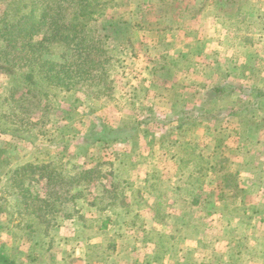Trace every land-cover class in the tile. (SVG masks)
<instances>
[{
	"label": "rangeland",
	"instance_id": "1",
	"mask_svg": "<svg viewBox=\"0 0 264 264\" xmlns=\"http://www.w3.org/2000/svg\"><path fill=\"white\" fill-rule=\"evenodd\" d=\"M103 2L101 14L89 21L88 26L104 47L97 55L102 54L107 60L103 69L109 86L105 84L106 91L95 95L92 92L99 89L98 85L94 84L89 90L84 83L78 85V91L71 96L53 98L52 109L39 125L43 133L34 129L30 135L25 134L18 139L1 136L6 138L0 143L4 147L0 153V164L3 163L0 165V202H7L6 211H0L3 221L10 217L11 211L20 207L17 204L19 197L10 196L6 188L8 173L5 172L10 168L27 161L52 162L56 169L72 177L80 168L93 169L91 178H83L82 172L81 184L51 187L50 198L56 199V211L50 214L55 218L50 227V248L47 244L41 245L42 239L50 237L44 236L45 232L41 237L28 238L21 233L15 238L11 228H0V249L17 264H136V259L154 261L156 257H159L156 259L158 262L164 258L174 260L177 251L172 247L178 241L187 237L195 239L202 234L205 223L196 214L197 204L190 203L196 193L179 189H173L171 193L169 179L159 168L163 165L159 148L152 150L151 144L160 138L155 135L158 127H167L164 135L168 138L175 137L178 132L176 126L170 127V118L178 110L169 108L170 101L165 99L166 95L175 102L185 100L190 108L194 106L193 98L200 100L199 105L205 102L203 100L206 99L202 98L206 90H212L215 95L219 94L215 88L224 90L221 98L214 99L213 108L212 104L207 108L212 112L211 116L218 114L219 118L209 127L211 131L205 126L207 134L193 130V139L176 147L177 152L185 154L184 160L186 157L191 160L187 165L181 161L178 181L175 182H193L196 189H201L207 178L204 172L194 169L198 170L197 167L203 165L207 167L204 171H209L215 165L213 170L217 183L224 184V177L232 174L233 178L228 176L231 183L226 190L239 193L235 185L236 173L231 171L234 165H229L228 153L221 149L226 127L221 120L225 113L222 107L226 104H233L238 110L230 112L235 123L241 117L253 123L246 130L247 144L252 150H259V154L247 155V164L264 162V44H258L264 41V11L261 12L264 0ZM184 22L191 28L188 37L198 31L200 36L210 38L206 43L201 40L193 45L188 43L183 50L191 52L193 48V57L187 59L184 56V61H187L182 62L195 67L193 77L179 72L170 77L166 76L168 72H162V80L169 77L171 83L179 84L172 85L168 91L165 87L170 88V85L153 83L148 67L153 61L155 68H160L168 55L181 51L182 46L176 45L173 38L176 33H181L175 26H184ZM160 35L162 38L169 36L167 43L156 41ZM60 48H56L59 53ZM73 50L69 48L64 57L71 63L77 59L72 56ZM54 58L60 59L58 55ZM182 63H175V66L181 67ZM6 83L7 77L1 76L0 90ZM186 90L193 95L189 97ZM177 92L187 95L186 98H180L181 94ZM254 100L258 107L245 109L244 106ZM111 127L122 128L126 132L117 135L116 139H98L96 131L110 130ZM234 128L237 130L239 127L234 125ZM202 133L204 136H200ZM212 136L218 138L215 142L221 145H216L213 152L211 144L204 145L214 142ZM197 137L202 139V143L195 140ZM227 144L233 148L236 143L227 140ZM232 160L237 167L243 157L235 155ZM149 167L153 169L150 173L146 171ZM33 188L45 193L38 182L33 183ZM243 192L252 199L246 193L248 190ZM14 218L13 224H17ZM102 221L112 222L103 229ZM39 238L41 242L38 243L36 240ZM159 241L163 243L158 244ZM145 243L147 249L143 252Z\"/></svg>",
	"mask_w": 264,
	"mask_h": 264
},
{
	"label": "trees",
	"instance_id": "2",
	"mask_svg": "<svg viewBox=\"0 0 264 264\" xmlns=\"http://www.w3.org/2000/svg\"><path fill=\"white\" fill-rule=\"evenodd\" d=\"M103 1L0 0V78L7 77L6 85L0 90V143L6 141L1 136L18 139L30 135L34 129L43 133L39 125L52 109L53 98L71 96L78 91V85L84 83L88 90L94 84L98 85L99 89L92 92L95 95L106 91L107 73L103 69L107 60L102 54L97 55L104 47L88 26L89 21L101 14ZM58 46L62 47L60 53L56 50ZM69 48L74 49L72 56L77 58L72 63L64 58ZM57 55L61 60L54 58ZM215 91L223 92L221 88ZM125 132V129L111 127L110 130L99 129L96 135L100 140H108ZM3 150L0 146V153ZM190 160L186 157L184 163L187 165ZM197 169L194 170L203 172L207 167L199 165ZM82 172L83 178L93 177V169L82 168L74 177L67 176L52 162L27 161L10 168L5 172L8 173L6 188L10 196L19 197L17 204L20 207L11 211L5 221L0 219V228H11L15 238L21 233L28 238L41 237L42 232L46 233L44 236L50 235L55 220L50 214L56 211V199L50 198L51 187L81 184ZM228 176L233 178L232 174ZM228 176L223 180L226 185L231 183ZM34 182L40 184L44 194L34 190ZM5 204L7 202H0V211H6ZM105 207L108 208V204ZM14 217L17 224H13ZM110 222L102 221L101 227L107 229ZM51 239V235L48 240L42 239L41 245L47 244L50 248ZM40 240L36 241L39 243ZM0 262L17 264L1 249Z\"/></svg>",
	"mask_w": 264,
	"mask_h": 264
},
{
	"label": "crops",
	"instance_id": "3",
	"mask_svg": "<svg viewBox=\"0 0 264 264\" xmlns=\"http://www.w3.org/2000/svg\"><path fill=\"white\" fill-rule=\"evenodd\" d=\"M262 11H264V6L261 8V12ZM185 23L186 22L183 24ZM187 24L188 23L184 26L177 24L178 26H175L177 28L179 27L181 33H176L173 40L176 45L182 46L181 51L171 54L170 56L168 55L165 62L160 65V68H155V65L152 63L153 61L148 67V73H150L149 77H152L151 80H153V83L170 85V88L165 87L168 91L171 90L172 85L175 87L179 84L171 83V80L168 79L169 77L162 80V72H168L166 76L170 77L173 76L175 72H179L187 77H193L196 73L194 70L195 67L192 64L182 63L187 61H184V56L188 57L187 59L193 57V48L190 49L191 52H184L183 50L188 43L193 45L199 40L205 43L207 41L209 42L210 37L200 36L198 31L193 32L194 34H191L188 37L191 28H188ZM168 35L163 36V38L160 35L161 37L158 36V38L155 39L159 43L164 44L169 40ZM258 44H264V41H262V43L258 42ZM258 44H256V47H258ZM255 51V56H257L258 50L256 49ZM155 60L156 59H154V61ZM244 60L246 59L244 58ZM175 63L178 65H181L182 63V66L176 67ZM165 72L164 74H166ZM188 90H186L187 95L191 97L193 93ZM151 91L152 90H150V93L155 95V92ZM159 93L157 92V95H159ZM177 94L180 95L181 93L179 94V92H177ZM215 94L216 93L212 90H206V97L204 96V98H202V100L206 99L203 100L205 102H202L204 104L201 103L202 105H199L200 100L193 98L192 102L194 103V106L192 105L190 108L185 100L178 98L179 102H175V100L168 99L169 95H166L167 97L165 99L170 101L169 108H177L178 110L176 113H173L170 118V127L176 126L178 132L176 131L175 137L168 138L164 135V129L167 127H158V131L155 135L160 138L151 144L153 147L152 150L156 151L158 149L155 147L159 148V158L162 159L160 161L163 165L157 167L162 168V173L168 177L169 191L172 193L173 189H179L191 194L192 192L196 193V196L193 197L190 203L193 205L197 204L195 211L199 219L205 223V229H203L202 234L198 238L190 239L187 237L182 241H178L179 243L176 246H171L177 251V258L174 260L164 258L163 261L158 262L156 259L154 261H148L142 258L141 260L136 259V264H264V162H259L258 164L253 165L247 164L248 161L245 160L247 155L259 154V150H252L249 143L247 144L248 133L246 130L248 129V126H251L253 123L252 121L249 123L245 117L239 118V120H237L238 123H235L236 120L230 117V112L231 114L232 112H238L233 104H226L222 107L225 113L222 115L221 120L223 125L226 124V127L224 128L225 131L223 132V146L218 142H215L219 139L214 138V136L211 138L214 142L209 141L204 143V145L211 144L213 146L211 151L213 152L217 147L216 145L219 144L222 147L221 149H223L222 152L226 154L228 153L227 156L230 158L229 165H234V170L231 171H235L234 173H236L237 181L235 185L239 190V193L234 194V191L227 192L230 187L229 185H226L225 183L223 184L222 182L218 184L215 170H213V168H210L209 171L203 170L207 179L201 189H196V184L193 182L183 184L175 182L178 181L176 178L180 173L179 164L181 161L184 162L185 157V154L175 150L176 147L193 139V137H191L193 130H200V132H203V126H205L207 130L211 131L209 127L213 125L214 121L219 120L218 114L211 116L212 112H208L207 109L210 104H212L211 106L213 108V103L215 102L214 99L221 98L223 96L222 94H224V90L222 93H219L220 95ZM182 96L185 95L181 94L180 98H182ZM187 101L191 103L189 99ZM197 103L198 105L196 106ZM244 103L245 102H243V104ZM258 105V102L254 100L247 103L244 107L245 109L249 106L250 108H257ZM196 111H198V113H196ZM234 125H237L239 128L236 130ZM204 133L207 134L206 131H204ZM200 136H204V134L202 133ZM256 138L262 142L261 138H258V136H256ZM195 140H199L202 143V139L199 137ZM227 140H234V144L236 143L234 145L235 147L232 148L231 145L227 144ZM165 141H169V143H165ZM235 155H238L240 158L243 157V160L237 164V167L236 163H233L232 160V157ZM152 170L153 169L150 167L146 169L148 173ZM172 180H175V183L172 182ZM233 189H235V187H233ZM246 190L249 191L246 193H249L252 196V199L243 195V191ZM200 210L202 212H200ZM200 214H205L207 216L202 218ZM146 249L147 245L145 243V248L142 249V251L144 252ZM133 252L135 253L136 250Z\"/></svg>",
	"mask_w": 264,
	"mask_h": 264
}]
</instances>
